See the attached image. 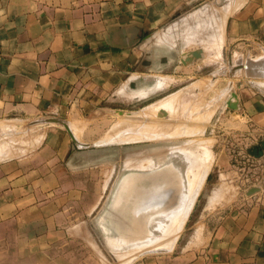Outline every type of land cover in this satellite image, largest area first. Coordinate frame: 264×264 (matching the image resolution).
Segmentation results:
<instances>
[{
	"label": "crops",
	"instance_id": "1",
	"mask_svg": "<svg viewBox=\"0 0 264 264\" xmlns=\"http://www.w3.org/2000/svg\"><path fill=\"white\" fill-rule=\"evenodd\" d=\"M209 31L213 37L207 49L214 56L222 48L228 54H250L264 46V0H0V111L16 112L35 120L34 125L40 124L36 118L67 121L76 140L87 145L81 140L84 128L107 120L108 110L123 108L130 99L144 108L182 90L193 103L210 101L218 85L223 83L221 91L229 81L217 78L210 84L209 75L200 74L207 63L205 51L201 63L182 66L181 53L205 48L191 45L193 41L177 44L180 37L193 40ZM147 76L166 79L159 86L146 81ZM259 83L255 85L264 88ZM148 87L146 94L134 96L138 88ZM235 93L237 116L263 127L264 102L253 92ZM56 135L55 142L42 145L43 137L38 138L34 146L0 160L37 148L27 157L0 163L2 264H56L51 249L73 229L65 223L90 216L102 198L96 191H83L84 176L88 184L92 181L91 169L72 168L82 162L76 146L68 134ZM236 195L232 205L206 221L203 231L197 228L192 239L199 240L202 231L200 249L173 264H264V202ZM222 198L218 194L212 203ZM107 242L117 264L146 255Z\"/></svg>",
	"mask_w": 264,
	"mask_h": 264
},
{
	"label": "rangeland",
	"instance_id": "2",
	"mask_svg": "<svg viewBox=\"0 0 264 264\" xmlns=\"http://www.w3.org/2000/svg\"><path fill=\"white\" fill-rule=\"evenodd\" d=\"M198 27L193 26V29L195 30ZM209 32L208 35H204L203 37H196L194 35V37H192L193 40L180 37L181 40H179L177 44L178 46H187L193 41L191 45L197 44L205 48L204 54L206 55L207 63L200 70V74L209 75L210 84H214L217 78H225L229 81L221 91L219 88L223 83L221 82L218 85L219 88L215 91L216 98L210 101H203V99L199 98L193 103L192 101H194V99L192 100L189 98L182 90H178L144 108H142L143 103L139 102L138 99H130L128 103L122 104L123 108L108 110L107 120L101 123H91L87 128H84L82 134L83 138L81 140L87 142L88 147L91 145L108 144V146L105 147L108 149V153L86 164L84 161L83 164L81 161H78L72 168H75L76 171L85 170L82 167L91 169L92 181L88 184V178L84 176L87 182L84 180L82 181L83 191H89L90 193L96 191L98 194L101 193L102 198L97 208L90 216H77L70 220L73 224H70L71 222L65 223V226L73 227V229L72 233L67 235L65 239L58 241L55 247L51 249L49 257L50 259L54 257L56 264H117V260L113 254H110L104 247L103 238L100 232L94 229V226L96 225V219L106 206L110 191L113 190L114 186L119 181L122 182L121 186L123 190L128 191L125 197L127 200L131 201V207L134 211L131 207L129 211H132L131 213L136 219L135 222L138 221V224L142 226L143 221L140 220L139 217L142 216L145 218L151 216L150 223L153 225L150 232L148 231L146 234L141 235L128 246H126V244L129 243V241L124 239V237L108 236V241L123 242L122 245L129 248V251H131L132 248L134 252L146 254L138 257L132 264H173V260H177V258L188 259L192 257L203 244L202 231L206 221L213 220V216L216 212L224 210L233 204V201L237 197V195L235 196L237 191L235 190L234 183H231V181L235 180V174L229 156L232 150L237 151L239 149H244V147H249V144L254 145V139H256L257 136L249 138L248 140L245 138V134L250 127V122L247 120L244 121L237 116V110L230 111L226 108L222 98H224L225 95L229 98L230 89L232 87L231 91L233 92H253L255 98L257 97V99L264 102V93L262 92L264 88L260 89L262 90L260 91L249 84V81H263V79H249L246 78L243 73L229 78L226 70H223L221 73L217 72L219 67H226L228 52L226 49L222 48L221 54L214 56V52L207 49L213 37V33H211V31ZM240 52L239 50L232 52V54H230L232 60H236L237 58H250L253 60L264 58V46L255 47L248 55L244 53L245 51ZM233 53L236 54L235 58L233 57ZM213 75L215 78H213ZM145 79L146 81L155 80L158 83L157 85L160 86L162 80L166 78L157 81L156 78L147 76ZM185 80L187 79L185 78ZM149 90H151L150 87L145 91L142 88H138L133 94L134 96L140 97ZM117 104L118 106L121 105L119 103ZM160 109L167 112L168 118H163V116L158 115ZM118 111H121L122 114H119ZM212 116L211 123L208 125L209 129H207V122ZM219 117L221 121L215 128L216 121ZM37 119L39 118H36V120ZM31 121L33 120L19 116L13 111H0V144L4 147L0 150L3 156L0 155V160L10 153L11 156L26 150V146L33 144L38 138L43 137L42 141H44L42 145H44L48 141H50V143L55 142L57 133H61L63 136L68 137L65 130L60 125L44 123L34 125ZM128 124H131V127ZM132 125L136 126L133 127ZM10 127L13 129L11 130ZM122 128L125 131L122 130ZM106 133L110 136H108L109 139L107 138V140H105L106 137H103L108 135ZM79 134L80 133H78V136ZM114 134H116V138ZM113 135L115 140L118 138L116 141ZM129 136L131 137L129 138ZM122 137H126V139ZM128 139L130 141H127ZM169 143H173L172 146H167ZM70 145V150L73 152V144L71 141ZM190 146L191 148H189ZM192 146H194L193 149ZM196 148H198L200 153H203V151L204 153L201 154V156L197 154L198 157H196L197 155L195 156L194 151L199 153ZM36 149L37 148L22 156H15L10 159L2 160L1 162L27 157L37 151ZM8 151L9 154L6 153ZM165 155H167L166 159H164ZM68 158L67 161L70 165L72 156ZM164 164L167 166V169H163H170V171H173L174 176L171 178L172 180L176 178V174L180 175V179L176 180L175 183L179 181L176 187H179L178 189L180 190L184 189V194L180 199V201H182L180 203L178 202L179 205L175 208L177 209L176 211H173L171 214L168 213L165 219H156L154 217L157 216L149 214L147 207H143L142 204L144 198L149 195H145V193H152V191L160 192L163 187L165 190L167 189L168 183L165 184L164 182H166L165 180L171 175L169 172H165L166 170L162 171L163 169L161 167H166ZM205 166L206 173L203 174L202 171ZM175 168H177V172H175ZM125 169L139 172V177L142 179L143 177L144 179L146 178L145 182L147 186H144L143 180L141 178L142 181L139 180V177H137V179H133L129 177V175L120 177V173ZM146 174L148 177H146ZM153 174L156 179L153 178ZM149 175L153 176L151 179H154L152 181H155L157 185L154 182H149V180L151 181V179H147L151 177ZM179 175L177 176L179 177ZM181 178H183L184 181ZM159 179L164 181L162 182ZM180 180L182 183H180ZM102 181L103 183H101ZM159 181L161 185H165L166 187L158 184ZM140 182L142 185H140ZM138 183L139 185H137ZM158 185L162 188H159ZM136 186L138 187L136 190H138L135 191L137 193L139 191L138 196H140V192L142 194L144 191L141 196L142 198L145 197L143 199L141 198L139 201L136 200L141 196L138 197L135 193V197H138L136 199L131 195V190H134L133 188ZM139 186L146 188L140 187L139 189ZM155 186H157L160 191H158L157 188L155 189ZM182 186L184 188H182ZM142 189L144 190L141 191ZM146 189L149 190L147 191ZM218 194L223 195L224 198L216 203H212V198L216 197ZM118 196V193H116L112 201L116 203L117 200H120ZM133 198L136 199V202ZM188 203L189 205H187ZM193 203L194 206L192 208ZM179 207L182 209L178 210ZM185 207L187 211L184 214ZM161 210L158 211L160 213H162L163 210L165 211V209ZM189 212L190 215L188 216ZM176 221H178V224H175ZM199 227L202 229L200 238L199 240H193L192 236ZM173 231H175L176 234H174ZM169 244H171V246ZM7 245L8 243L6 242L5 246ZM173 246L174 248L171 251L163 252ZM4 251L8 252V249ZM0 264H2L1 261Z\"/></svg>",
	"mask_w": 264,
	"mask_h": 264
},
{
	"label": "water",
	"instance_id": "3",
	"mask_svg": "<svg viewBox=\"0 0 264 264\" xmlns=\"http://www.w3.org/2000/svg\"><path fill=\"white\" fill-rule=\"evenodd\" d=\"M203 52L204 50L202 48H195L193 50L181 53L179 63L182 66H190L193 63L199 64L202 62ZM145 63L148 64L149 61H145ZM226 64L227 65L225 68L219 67L217 72L221 73L223 70H226L227 76L229 78H232L238 74L243 73L246 76V78L253 79V80L263 79L264 81V58H259L257 60H253L250 58H246V59L237 58L236 60H232L231 55L229 53L227 55ZM213 78H215L214 75H213ZM255 82H262V81H249V84L251 86H253L257 90H260V88L255 85ZM231 89H230V97L224 101V105L230 111H235V110H238V97L235 92L231 91ZM118 113L122 114L121 111H118ZM158 115L163 116V118H168V114L165 110H160L158 112ZM37 121H39L40 123H44V124H54V125L56 124V125L62 126L64 130L66 131V133L68 134L69 138L71 139L72 143L76 146L75 148H76L77 156L80 160H82V164H83V161L86 164L108 153V149L105 148L108 146V144H99L96 146L88 147V145L78 142L76 138L73 136V134L71 133L67 121L57 119V118H42V119H38ZM172 144L173 143H169L167 144V146H172ZM246 153L250 157L255 158V159H259L262 156H264V138L261 139L258 143L248 147L246 149ZM166 157L167 155H165L164 159H166ZM138 173L139 172L135 170L125 169L123 170V172L120 173L119 176L124 177V176L129 175V177L133 179H137V177H139ZM121 184H122L121 181L117 182L113 190H111L112 192L110 191L108 199L106 201V206L104 207L99 217L96 219L95 221L96 225L94 226V229H97L100 232L101 237L103 238V245L110 254L112 253L109 251L108 245H107L108 236H111V237L112 236L113 237L122 236L124 237V239L129 241V243L126 244V246H128L129 244L133 243V241L137 239L138 237H140L141 235L146 234L148 231L150 232L153 226L150 223V216H147L145 218H143L142 216L139 217V219L143 221L142 226L139 225L138 222H135L136 219L134 218L132 213L129 211L130 207L132 206L131 201L127 200L125 197L128 191L123 190ZM143 184L147 186L145 179L143 180ZM133 189L134 190H131L132 193L133 192L136 193L135 188ZM179 191L180 189H176V186L169 187L166 190H161L160 192L152 191L150 195L146 197L144 196L145 199L142 205L143 207H147L149 214H152V215H153V212L155 211L158 213L159 208L165 209V211L162 212L163 214L159 213L157 217H155L156 219H163V218L165 219L166 215L171 210L175 209V206H177L178 202L182 201V200L180 201V197L182 195ZM253 192L254 191H249L247 195H250ZM116 193H118L119 195L118 197L120 198V200H117V202L115 203L112 201V198L115 196ZM193 206H194V203L192 205V208ZM190 212L188 216L190 215ZM117 246H120V245H117ZM124 246L125 245H122V247Z\"/></svg>",
	"mask_w": 264,
	"mask_h": 264
},
{
	"label": "built area",
	"instance_id": "4",
	"mask_svg": "<svg viewBox=\"0 0 264 264\" xmlns=\"http://www.w3.org/2000/svg\"><path fill=\"white\" fill-rule=\"evenodd\" d=\"M255 136H257L254 139L256 144L264 138V126L259 128L249 127L245 138L248 140ZM247 148L231 151L229 158L235 174V180L231 183H234L235 190L242 196L255 197L256 201L264 202V156L259 159L252 158L246 153ZM249 191L254 192L247 195Z\"/></svg>",
	"mask_w": 264,
	"mask_h": 264
},
{
	"label": "bare ground",
	"instance_id": "5",
	"mask_svg": "<svg viewBox=\"0 0 264 264\" xmlns=\"http://www.w3.org/2000/svg\"><path fill=\"white\" fill-rule=\"evenodd\" d=\"M258 83H259V82H258ZM259 84H260V83H259ZM261 84H264V83H261ZM262 86H263V85H262ZM257 87H258V86H257ZM229 88H230V86H229ZM229 97H230V96H229ZM161 103H162V102H161ZM163 103H164V102H163ZM160 107H161V106H160ZM161 108H162V107H161ZM164 108H165V107H164ZM164 108H163V109H164ZM160 110H161V109H160ZM124 120H125V119H124ZM125 121H126V120H125ZM134 121H135V120H134ZM81 122H82V121H81ZM118 122H120V121H118ZM123 122H124V121H123ZM84 123H85V122H84ZM128 123H129V122H128ZM134 123H135V122H134ZM117 124H118V123H117ZM124 124H125V123H124ZM71 125H72V124H71ZM128 125H129V124H128ZM133 125H134V124H133ZM133 125H132V126H133ZM68 126H69V125H68ZM74 126H75V127H78V126H76V124H74ZM74 126L72 125L71 127L73 128ZM122 126H123V125H122ZM129 126L131 127V124H130ZM135 126H136V125H135ZM135 126H133V127H135ZM0 127H1V126H0ZM75 127H74V128H75ZM79 127H80V126H79ZM115 127H116V125H115ZM120 127H121V126H120ZM120 127H119V128H120ZM125 127H126V126H125ZM127 127H128V126H127ZM128 128H129V127H128ZM0 129H1V128H0ZM10 129H11V127H10ZM12 129H13V128H12ZM12 129H11V130H12ZM80 130H81V129H80ZM122 130H124V129L122 128ZM122 130H121V131H122ZM124 131H125V130H124ZM0 132H1V131H0ZM111 132H112V131H111ZM108 133H109V132H108ZM108 133H106V134H108ZM189 133H190V132H189ZM0 134H1V133H0ZM114 135H115V138H116V137H117L116 134H114ZM114 135H113V138H114ZM0 136H1V135H0ZM108 136H109V134H108V135H105V136H103V137H106V139H105V138H104V139L107 140V138L109 139V137H110V136H109V137H108ZM130 137H131V136H129V138H130ZM115 138H114V140H115ZM122 138H125V139H126V137H122ZM127 138H128V136H127ZM104 139H103V141H104ZM117 139H118V138H117ZM117 139H116V140H117ZM119 139H120V138H119ZM131 139H133V138H131ZM34 140H35V139H34ZM37 140H38V139H37ZM37 140H36V142H37ZM101 140H102V139H101ZM112 140H113V139H112ZM116 140H115V141H116ZM133 140H134V139H133ZM118 141H120V140H118ZM125 141H126V140H125ZM127 141H130V140L128 139ZM33 142H34V141H33ZM38 142H39V141H38ZM31 143H32V142H31ZM24 144H25V143H24ZM36 144H37V143H36ZM0 145H1V146H0V150H1V149H3L4 147H2V144H0ZM29 145H30V144H29ZM33 146H34V144H33ZM1 147H2V148H1ZM26 147H27V146H26ZM193 147H194V146H192V149H193ZM195 147H196V146H195ZM199 147H200V146H199ZM199 147H198V148H199ZM30 148H31V147H30ZM189 148H191V146H190ZM198 148H196L197 151H198ZM192 149H191V150H192ZM196 149H194V150H196ZM4 150H5V149H4ZM4 150H2V151H4ZM30 150H31V149H30ZM194 150H193V151H194ZM201 150H202V149H201ZM5 151H6V150H5ZM194 152H195V156H196L197 154H198L199 156H201V154L204 153V151H203V153H200V151H198L199 153H197L196 151H194ZM194 152H193V153H194ZM201 152H202V151H201ZM0 153H1L0 155L2 156V152H1V151H0ZM4 153H5V152H4ZM6 153L9 154V151L6 152ZM28 153H29V152H28ZM10 154H11V153H10ZM10 154L8 155L9 157H10ZM3 155H5V154H3ZM198 155H197L196 157H198ZM5 156H6V155H5ZM8 156H6V157H4V158H7ZM16 156H17V155H16ZM2 157H3V156H2ZM0 158H1V157H0ZM4 158H2V159H4ZM197 159H198V158H197ZM199 159H200V158H199ZM200 160H202V159H200ZM200 160H198V161H200ZM204 160H205V159H204ZM204 160H203V161H204ZM209 160H210V159H209ZM209 162H210V161H209ZM209 164H210V163H209ZM209 164H208V165H209ZM164 166H166V165L164 164ZM170 166H171V165H170ZM170 166H169V167H170ZM200 166H201V165H200ZM161 168H162V169H163V168H166V169H167V166H166V167H163V166H162ZM197 168H198V167H197ZM200 168H201V167H200ZM166 169H163L162 171H164V170H166ZM168 169H169V168H168ZM172 169H173V168H172ZM175 169H176L175 172H177V168H175ZM165 172H169L170 175H171L167 180H165L166 182H164L165 184L168 183L167 188L172 187V186H178L179 181H178V183H175V181L178 180V179H180V175L175 173V174H176V178H175L174 180H172L171 178L174 176L173 171H172V170L170 171V169H169V170H166ZM187 173H188V172H187ZM202 173H203V174L206 173V166L203 168ZM188 174H189V173H188ZM142 175H143V174H142ZM177 175H179V177H178ZM139 176H140V175H139ZM149 176H151V177H150V178H147V179H151V178L154 176V174H153V176H152V175H149ZM142 177H143V176H142ZM146 177H148V175H147ZM187 177H188V176H187ZM187 177H186V178H187ZM140 178H141V177H139V180L142 179V178H141V179H140ZM153 178H155V176H154ZM188 178H189V177H188ZM188 178H187V179H188ZM155 179H156V178H155ZM181 179L183 180V178H181ZM143 180H144V177H143ZM152 180H154V179H151V181L149 180V182H151V183L154 182V183L156 184V182H155V181H152ZM157 180H158V178H157ZM157 180H156V181H157ZM159 180H161V179H159ZM188 180H189V179H188ZM196 180H197V179H196ZM141 181H142V180H141ZM145 181H146V178H145ZM161 181L163 182L164 180H161ZM183 181H184V180H183ZM194 181H195V180H194ZM135 182H136V181H135ZM142 182H143V181H142ZM195 182H196V181H195ZM151 183H150V184H151ZM157 183H158V182H157ZM160 183H161V182L159 181L158 184H160ZM180 183H182L181 180H180ZM162 184H163V183H162ZM176 184H177V185H176ZM135 185H136V184H135ZM137 185H139V183H138ZM140 185H142L141 182H140ZM156 185H157V184H156ZM160 185H161V184H160ZM160 185H158V187H159ZM144 186H145V185H144ZM151 186H152V184H151ZM151 186H150V188H151ZM161 186H165V185H161ZM196 186H197V185H196ZM140 187H141V186H139V189H140ZM165 187H166V186H165ZM132 188H133V187H132ZM136 188H138V187L136 186V187H135V190H136ZM141 188H146V187H143V186H142ZM150 188H149V189H150ZM156 188H157V186H155V189H156ZM159 188H162V187H159ZM178 188H179V187H178ZM178 188L176 187V189H178ZM182 188H184V187L182 186ZM196 188H197V187H196ZM149 189H148V190H149ZM163 189H164V187H163ZM163 189H162V190H163ZM137 190H138V189H137ZM137 190H136V191H137ZM143 190H144V189H142L141 191H143ZM146 190H147V189H146ZM148 190H147V191H148ZM157 190L160 191L158 188H157ZM164 190H165V189H164ZM188 190H189V188H188ZM136 191H135V192H136ZM183 191H184V189H182V190L179 191L180 193L182 192L181 195L184 194ZM154 192H155V191H154ZM187 192H188V191H187ZM133 193H134V192H133ZM133 193H132L131 195L135 197L136 195H135V193H134V195H133ZM138 193H139V191H138ZM138 193L136 192L137 196H138ZM143 193H144V191H143ZM143 193L141 194V192H140V196L143 195ZM150 193H151V192H149V193H147V194L145 193V195H148V194L150 195ZM129 196H130V195H129ZM140 196H138V197H140ZM138 197H137V198H138ZM179 197H180V196H179ZM179 197H177V198H179ZM135 198H136V197H135ZM135 198H133L134 201L137 199V198H136V199H135ZM141 198H142V196H141L140 198H138V200H136V201H139ZM143 198H144V197H143ZM143 198H142V199H143ZM144 199H145V198H144ZM180 199H181V197H180ZM136 201H135V202H136ZM179 203H180V202H179ZM178 205H179V204H177V206H178ZM187 205H189V203H188ZM175 208H176V206H175ZM131 209H132V207H131ZM181 209H182L181 207L178 208V210H181ZM132 210H133V209H132ZM159 210H161V208H160ZM162 210H163V209H162ZM162 210H161V211H162ZM166 210H168V209H166ZM176 210H177V209H173V210H171L169 213L171 214L173 211H176ZM133 211H134V210H133ZM163 211H164V210H163ZM186 211H187V208L185 207V209H184V214L186 213ZM131 212H132V211H131ZM156 213H157V212H154L153 214H154L155 216H157L160 212L158 211V214H156ZM160 214H161V213H160ZM162 214H163V213H162ZM148 215H149V214H148ZM150 217H151V216H150ZM154 218H155V217H154ZM171 218H172V217H171ZM174 218H175V217H174ZM152 219H153V218H152ZM183 219H184V218H183ZM178 220H179V219H178ZM182 221H184V220H182ZM137 222H138V221H137ZM177 222H178V221H176L175 224H178ZM173 226H174V225H173ZM175 226H176V225H175ZM175 229H176V228H175ZM199 229H200V228H199ZM200 231H201V230H200ZM170 232L172 233L171 230H170ZM173 233L176 234L175 231H173ZM199 234H200V232H199ZM199 236H200V235H199ZM171 240H172V238H171ZM196 240H198V239H196ZM169 241H170V240H169ZM109 242H110V241H109ZM112 242H113V241H112ZM118 243H119V245H122L123 242H118ZM169 243H170V242H169ZM167 244H168V243H167ZM169 245L171 246V244H169ZM124 247H125V246H124ZM165 247H166V245H165ZM132 257H133V256H131V258H132ZM129 260H130V258H129ZM129 260L127 259L128 262H130ZM125 261H126V260H125ZM127 261H126V262H127ZM121 262H122V261H121ZM122 263H125V262H122ZM122 263H120V264H122ZM126 264H128V263H126Z\"/></svg>",
	"mask_w": 264,
	"mask_h": 264
}]
</instances>
